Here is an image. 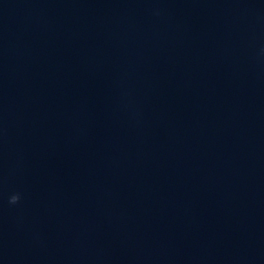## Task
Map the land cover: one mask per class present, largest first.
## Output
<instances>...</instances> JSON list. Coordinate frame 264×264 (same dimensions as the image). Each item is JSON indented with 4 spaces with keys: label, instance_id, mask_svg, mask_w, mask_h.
<instances>
[{
    "label": "clouds",
    "instance_id": "9594fccd",
    "mask_svg": "<svg viewBox=\"0 0 264 264\" xmlns=\"http://www.w3.org/2000/svg\"><path fill=\"white\" fill-rule=\"evenodd\" d=\"M21 199V195L19 193H14L9 197V203L12 205L17 204Z\"/></svg>",
    "mask_w": 264,
    "mask_h": 264
}]
</instances>
